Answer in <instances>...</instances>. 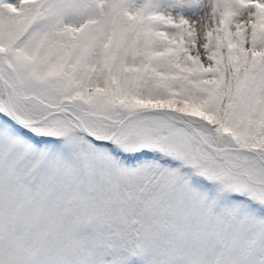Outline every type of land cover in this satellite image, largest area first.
I'll return each instance as SVG.
<instances>
[{
	"label": "snow or ice",
	"instance_id": "1",
	"mask_svg": "<svg viewBox=\"0 0 264 264\" xmlns=\"http://www.w3.org/2000/svg\"><path fill=\"white\" fill-rule=\"evenodd\" d=\"M0 264H264V0H0Z\"/></svg>",
	"mask_w": 264,
	"mask_h": 264
}]
</instances>
